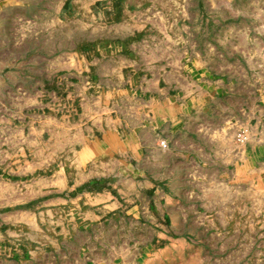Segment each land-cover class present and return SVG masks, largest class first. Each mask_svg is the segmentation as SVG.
<instances>
[{
	"label": "rangeland",
	"instance_id": "obj_1",
	"mask_svg": "<svg viewBox=\"0 0 264 264\" xmlns=\"http://www.w3.org/2000/svg\"><path fill=\"white\" fill-rule=\"evenodd\" d=\"M0 264H264V0H0Z\"/></svg>",
	"mask_w": 264,
	"mask_h": 264
}]
</instances>
